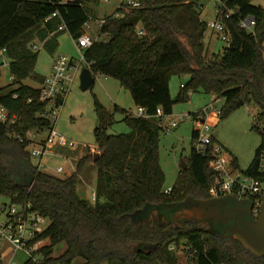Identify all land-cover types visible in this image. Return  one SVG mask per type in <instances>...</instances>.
Segmentation results:
<instances>
[{
  "label": "trees",
  "instance_id": "trees-1",
  "mask_svg": "<svg viewBox=\"0 0 264 264\" xmlns=\"http://www.w3.org/2000/svg\"><path fill=\"white\" fill-rule=\"evenodd\" d=\"M88 1L0 0V51L9 57L14 76L11 84L0 87V102L17 117L9 125L0 122V195L30 203L49 220L36 238L49 241L41 248V264H73L77 258H83L80 264H180L177 252L184 243L190 245L188 252L197 248V264H264V256L252 253L233 234L216 230L208 220L175 221L173 209V215L165 217L166 205L189 196L211 198L213 171L206 155L193 144L185 158L187 167L182 164L170 192L164 189L159 161L161 120L190 92L224 97L222 117L248 102L257 103L262 108L259 119H264V8L251 0H225L222 9L235 8L234 15L222 16L231 43L222 55L212 57L205 42L208 25L201 18V0H139L140 7H119L120 16L107 15L101 31L108 37L87 47L85 60L94 76L117 78L149 116L130 114L119 105L110 110L96 99V146L78 159L73 173L59 176L33 163L27 141L12 131L25 134L28 129L51 127L41 116L48 103L40 99L45 76L36 71L39 48L34 43L52 50L63 31L77 39L91 17ZM246 15L255 16L254 31L240 26L239 18ZM62 23L66 28L60 30ZM174 74L189 75L176 98L170 89ZM27 78L40 85L26 83ZM159 109L162 115H157ZM118 110L125 113L130 130L109 133ZM258 126L263 133L264 121ZM196 134L197 129L193 139ZM263 142L246 170L256 176ZM233 163L238 168L235 156ZM90 165L96 167L93 203L78 192ZM144 208L150 213L136 214ZM60 244L65 249L56 255ZM25 264L37 263L28 258Z\"/></svg>",
  "mask_w": 264,
  "mask_h": 264
},
{
  "label": "rangeland",
  "instance_id": "rangeland-1",
  "mask_svg": "<svg viewBox=\"0 0 264 264\" xmlns=\"http://www.w3.org/2000/svg\"><path fill=\"white\" fill-rule=\"evenodd\" d=\"M257 6L264 8V0H251ZM121 4V0H90L86 7L90 13L89 24L92 26L91 34L96 38H107L106 34L99 36L100 19L105 15L116 12ZM201 18L208 23L205 42L208 47V56L214 54L222 55L227 42L222 39V33L215 31L209 25L217 19L214 0H201ZM39 44V55L36 62V71L42 75H49L53 63L59 54L71 57L77 62L74 68L75 80L67 93L65 102L59 107V115L55 124V129L64 135L68 141L76 143L75 148L68 145L54 144L52 150L57 154L47 155L48 165L55 167L63 165L65 172H52L59 176L69 175L70 171L78 159L86 153L87 149L96 146L94 129L98 124L96 112V99L108 109H114L119 105L122 109L137 113L138 106L135 104L133 96L128 88L122 86L121 82L106 74H97L94 83L87 89L80 86V75L86 62L83 60V51L79 48L77 40L68 32L63 31L59 34L58 42L54 49H49L41 42ZM0 51V87L11 84V72L9 67V57ZM4 57V59H3ZM188 74L172 75L170 79V89L173 98H176L182 83H187ZM26 83L32 86H39L40 83L32 78H27ZM11 87V86H10ZM212 101V99H215ZM224 97H217L203 90L190 92L187 100H179L175 103L173 113L162 119L161 125L170 124L178 121L177 124L168 132L162 129L159 141V161L165 174L164 189L172 187L181 170L183 160L190 154L194 144L192 137L193 130L197 129V123L193 118L180 119L179 116L185 113L193 114L194 111L205 107L210 102L222 109ZM262 108L259 104L248 102L237 108L228 115L219 117L217 124L212 128V134L226 150L229 157H237L240 171H246L253 162L257 148L264 139V134L258 129V125L264 121L259 119ZM125 113L122 110L115 112V122L110 126L109 133H124L130 130L127 121L123 120ZM49 129H45L42 136H46ZM33 163L38 159L32 158ZM43 170V169H42ZM96 183V167L88 166L78 184V192L81 197L90 202H94V192ZM10 199L0 195V223L6 219L2 207L10 203ZM138 218V217H136ZM49 223V220H47ZM46 223V224H47ZM65 249L64 244H60L55 249V254H61ZM178 253L180 264H186L185 256L182 252ZM28 255L22 249H17L15 245L5 238H0V264H25ZM83 258H77L73 264H80Z\"/></svg>",
  "mask_w": 264,
  "mask_h": 264
},
{
  "label": "built area",
  "instance_id": "built-area-1",
  "mask_svg": "<svg viewBox=\"0 0 264 264\" xmlns=\"http://www.w3.org/2000/svg\"><path fill=\"white\" fill-rule=\"evenodd\" d=\"M65 2L73 0H64ZM108 1V0H102ZM225 0H214V6L216 8L217 19L209 23L219 32L222 33V39L227 42V45L231 43V35L227 31L223 22V15L232 16L235 14V8L226 7L222 9L223 2ZM140 7L141 2L139 0H121L119 7ZM58 12H53L46 19L49 20ZM112 15L120 16L121 12L117 10ZM106 16L100 19L99 36L103 35L101 27L106 21ZM256 18L253 15H246L239 18V24L241 27L246 28L249 31H254L256 25ZM208 24V23H207ZM66 28V24L62 23L59 29ZM137 29L140 33L143 30L138 26ZM92 26L89 21L85 24L82 33L78 36L77 44L81 51L89 47L96 39L91 34ZM39 44L34 43V48H38ZM4 53V51H1ZM4 55V54H3ZM4 59V57H3ZM77 62L69 56L59 54L53 63L51 73L45 76V79L41 85L40 99L48 103L47 109L41 113V116L50 120L51 127H38L28 129L25 134H20L12 131V135L21 141H27L28 149L32 158H37L36 163L43 171L54 173L51 170L60 173L65 172L63 165L52 167L48 165L46 160L47 155H56L57 153L52 150V145H68L71 148H75L76 143L74 141H68L67 138L60 134L55 129L57 117L59 115V107L66 99L67 93L71 87V84L75 80L74 68ZM88 67H91V63H87ZM14 76L11 75V80ZM182 85H184L182 83ZM222 109L216 107L213 102L201 109H198L191 113L183 114L180 119L193 118L197 123V134L194 137L195 149L206 155L209 158V167L213 171V180L209 188L211 197H220L228 194H235L240 197H244L252 201L253 203V215L258 217L260 215V208L264 193V142L258 153V174L256 176L246 171L238 170L233 163V160L226 153L225 148L219 143L212 134V128L215 126L214 117L219 118L221 116ZM130 114L149 116L147 110L138 106L137 113L129 111ZM163 112L158 110L157 115H161ZM16 115H11L6 105L0 102V122L6 125L14 123L16 121ZM178 121H174L170 124L163 125L164 129L168 132L173 128ZM45 129H49L46 136H42ZM263 129V126L261 127ZM172 187L166 189V192H170ZM94 199L96 193L94 192ZM6 215V219L0 223V238L9 239L17 249H22L26 252L29 259L37 264H41V257L43 256L41 248L46 245L47 239H36L37 236L44 231L47 226V217L41 214L39 211L33 210L31 204H21L18 202L10 201L2 207ZM47 223V224H46ZM176 246L174 245L173 248ZM190 245L182 244L178 252H182L186 259V264H197V248H192L191 252H188ZM11 264V263H8Z\"/></svg>",
  "mask_w": 264,
  "mask_h": 264
},
{
  "label": "water",
  "instance_id": "water-1",
  "mask_svg": "<svg viewBox=\"0 0 264 264\" xmlns=\"http://www.w3.org/2000/svg\"><path fill=\"white\" fill-rule=\"evenodd\" d=\"M95 76L91 68L86 66L82 69L80 75V86L87 89L94 83ZM183 167H187V162L183 160ZM252 205V204H251ZM167 206V205H166ZM243 202L235 194H228L220 197H211L208 199H196L187 197L181 203H173L167 206L168 209L179 211L174 220H215L223 219L225 223L233 221L232 224L226 226V230L233 234L242 244L257 256H264V193L260 208V215L254 217L252 212L243 211ZM149 209L144 208L141 211ZM146 215L150 212H146ZM138 212V213H139ZM136 213V214H138Z\"/></svg>",
  "mask_w": 264,
  "mask_h": 264
},
{
  "label": "flooded vegetation",
  "instance_id": "flooded-vegetation-1",
  "mask_svg": "<svg viewBox=\"0 0 264 264\" xmlns=\"http://www.w3.org/2000/svg\"><path fill=\"white\" fill-rule=\"evenodd\" d=\"M239 198H241L242 199V202H243V211H248V212H252L253 213V203H252V201H250L249 199H247V198H244V197H240V196H238ZM252 204V205H251ZM172 209H168V207L167 206H165L164 208H163V211L165 212L164 214H165V217H168V216H172L173 215V212L171 211ZM183 210V208L181 209V210H178V211H175L174 212V216L179 212V211H182ZM150 210L149 209H145V210H143V211H141V212H144V213H142V215L143 214H145L146 212H149ZM138 214H140L141 215V213L139 212ZM209 222H211L212 223V225H213V227L216 229V230H218V231H225V232H228L227 230H226V226L228 225V224H232L233 223V221H229V222H227V223H225L224 222V220L223 219H219V220H215L214 218H210L209 220H208ZM229 233V232H228Z\"/></svg>",
  "mask_w": 264,
  "mask_h": 264
},
{
  "label": "crops",
  "instance_id": "crops-1",
  "mask_svg": "<svg viewBox=\"0 0 264 264\" xmlns=\"http://www.w3.org/2000/svg\"><path fill=\"white\" fill-rule=\"evenodd\" d=\"M117 9H119V8H117ZM110 14H113V13H110ZM110 14H107V15H110ZM107 15H105V16H107ZM104 16V17H105ZM4 55H6L5 53H4ZM55 59V58H54ZM45 76V75H44ZM216 100V97H215V99H212V101H215ZM212 102H210L209 104H211ZM209 104H207V105H209ZM206 105V106H207ZM162 115V114H161ZM183 114H181L180 116H179V118L182 116ZM167 117V115L166 116H164L163 118H166ZM218 120H219V118H215L214 117V123H215V125L217 124V122H218ZM161 122H162V120H161ZM165 125V124H164ZM167 125V124H166ZM162 126H163V124H162ZM194 130H196V128L194 129ZM216 139V138H215ZM217 140V139H216ZM232 160H233V156H232ZM76 165V164H75ZM237 169H240V165L238 166V168ZM75 171V166H74V169H72L71 171H70V173L69 174H71V173H73ZM54 174H56V173H54ZM58 175V174H57ZM82 177V176H81ZM49 243V241L48 240H46V244H48Z\"/></svg>",
  "mask_w": 264,
  "mask_h": 264
}]
</instances>
